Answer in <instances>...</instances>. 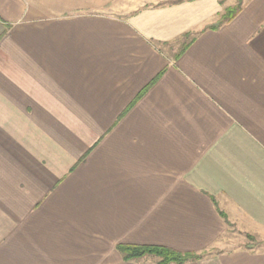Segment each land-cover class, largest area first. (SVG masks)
<instances>
[{
	"label": "crops",
	"instance_id": "1",
	"mask_svg": "<svg viewBox=\"0 0 264 264\" xmlns=\"http://www.w3.org/2000/svg\"><path fill=\"white\" fill-rule=\"evenodd\" d=\"M228 6L0 0V264H264V0Z\"/></svg>",
	"mask_w": 264,
	"mask_h": 264
},
{
	"label": "trees",
	"instance_id": "2",
	"mask_svg": "<svg viewBox=\"0 0 264 264\" xmlns=\"http://www.w3.org/2000/svg\"><path fill=\"white\" fill-rule=\"evenodd\" d=\"M239 10L240 6L234 9H226L221 16V22L229 21ZM117 250L124 261L141 262L144 258L150 257L153 259L152 264H185L197 261L203 256L193 253H181L168 247L151 245H118Z\"/></svg>",
	"mask_w": 264,
	"mask_h": 264
},
{
	"label": "rangeland",
	"instance_id": "3",
	"mask_svg": "<svg viewBox=\"0 0 264 264\" xmlns=\"http://www.w3.org/2000/svg\"><path fill=\"white\" fill-rule=\"evenodd\" d=\"M221 1H224L229 5L227 7V9H234L236 7H239V6H241V4L243 2V0H221ZM228 232H229L228 233L229 238L233 239V241L230 244L233 245L234 247H237V248H239V247L258 248L257 245L259 243L256 242L254 238L241 233L239 230H237V228L234 225L229 224ZM261 246H263V245H261ZM141 262H145L146 264H152L153 259L150 257H147V258H144L143 260H141Z\"/></svg>",
	"mask_w": 264,
	"mask_h": 264
}]
</instances>
